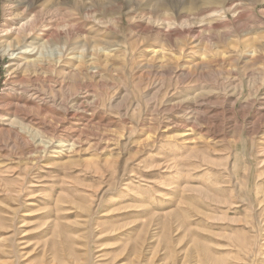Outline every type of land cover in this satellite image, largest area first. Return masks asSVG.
I'll use <instances>...</instances> for the list:
<instances>
[{
    "label": "rangeland",
    "instance_id": "374dc122",
    "mask_svg": "<svg viewBox=\"0 0 264 264\" xmlns=\"http://www.w3.org/2000/svg\"><path fill=\"white\" fill-rule=\"evenodd\" d=\"M198 1L0 0V100L16 78L57 139L66 98L8 51L67 28L74 55L50 153L0 101V264H264V0Z\"/></svg>",
    "mask_w": 264,
    "mask_h": 264
},
{
    "label": "bare ground",
    "instance_id": "6f19581e",
    "mask_svg": "<svg viewBox=\"0 0 264 264\" xmlns=\"http://www.w3.org/2000/svg\"><path fill=\"white\" fill-rule=\"evenodd\" d=\"M189 1L191 2V5H192L190 8L192 11L199 9V6H198L199 1L198 0H189ZM210 2H211V0L208 1V3H210ZM61 4L63 5L64 3H61ZM194 13H195V11H194ZM31 39H32V41L39 40L41 42L40 46H42L43 49H46V52H44V53L41 52L42 54H38L40 46H36V43H39V42H35V43L29 42L28 43L27 36L24 35V36H22L21 41H20V44L22 46H20L18 48V49H20V52L15 53V51H12V52L10 50L8 51L9 55L11 57L10 59H12L13 61H18V60L20 61L21 55H24L25 59H24L23 63H20L18 65V67L20 69L24 67L29 74L26 78L24 76V78H22L20 80V83H24V82L32 83L34 80L35 81L37 80L39 83H41L40 84L41 87L37 86L38 87L37 96L34 94V96L38 97L41 101L45 102L46 98L49 95L48 94L49 91H48V89H46V87L50 88L52 90V92H54V94H52V96L54 97L53 99L56 98L55 93L60 92V91L63 94V96L66 98V102H64V109L62 112L61 125H60V132L62 133L63 138L60 137L59 139H57L58 136L56 137V133L59 130V128H57L56 125H53L55 123V121L53 123L52 122L48 123L47 119L44 121L37 120V118H30L28 115H23L22 112L18 113L17 110L14 111L15 108H18V104L22 101L25 102V104L28 107H30V106L33 107V105H34L32 103V101L29 102L27 100H24V97H25L24 93L27 90H26V88H20L18 91V89L16 88L18 85V82L16 80H14L16 78L9 77L6 80V87H5L6 91L3 93V95L1 96V100H0L2 102L5 100L7 101L6 108H5L6 111L2 115V120H4V122H7L8 128L10 127L8 129V131L10 133L14 134L17 139H19L22 143H25V144H31V141H30L32 139L31 135H33L34 133H36V134L37 133H43L46 136V139L40 140L39 144H41L43 146L44 151L48 154L52 151V147L54 148V146H56L55 143L57 141H59L61 143L63 140H65V137H67L69 131L71 129L73 131V128L69 127V123H71V121H70L71 106H70L67 98H68L70 88H71V78L73 75L72 59H73L74 55L72 54V50H71V46H70L71 45L70 31L67 28H65L61 31L58 29L57 30L40 31V33H38V32L34 33L33 36H31ZM76 57L78 58V62L81 63L85 57L84 52L82 51ZM55 83L57 85H55ZM51 85H53V86L51 87ZM28 86H26V87H28ZM14 90H17L19 94L13 95L12 93H9V91H14ZM25 104H23V105H25ZM13 106H17V107H15L13 110L12 109ZM34 106H36L39 114L45 110H49L48 111L49 113H50V111L54 112V109L52 108L53 106H51V105L49 107H47V105H43V104H37ZM46 115H49V114L47 113ZM44 117H45V115H44ZM52 118H51V121H52ZM57 121H58V119H57ZM72 131H71V133H72ZM65 141H67V139ZM37 144L38 143H36V146H37ZM39 144H38V146H39ZM30 149H32V148H30ZM33 149H35V148H33ZM53 150H55V149H53ZM57 152H59V151H57ZM28 153H30V152H28ZM32 154H33V152H32ZM33 162H35V161H33ZM1 163H4V162H1Z\"/></svg>",
    "mask_w": 264,
    "mask_h": 264
}]
</instances>
